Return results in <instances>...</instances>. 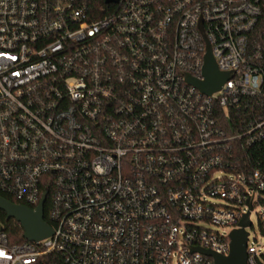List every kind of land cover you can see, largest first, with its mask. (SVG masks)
<instances>
[{"label":"built area","instance_id":"1","mask_svg":"<svg viewBox=\"0 0 264 264\" xmlns=\"http://www.w3.org/2000/svg\"><path fill=\"white\" fill-rule=\"evenodd\" d=\"M0 193L52 229L0 223V264H214L264 231V0H0Z\"/></svg>","mask_w":264,"mask_h":264},{"label":"water","instance_id":"2","mask_svg":"<svg viewBox=\"0 0 264 264\" xmlns=\"http://www.w3.org/2000/svg\"><path fill=\"white\" fill-rule=\"evenodd\" d=\"M110 2L112 0H104ZM229 73L218 70L210 47L207 44L203 56L202 79L187 77L188 82L196 86L202 93L210 94L218 90ZM46 193L43 194L40 203L34 208L25 204L14 203L0 195V210L4 211L7 218H14L23 228V235L27 240H38L52 234L50 225L44 219V201ZM250 225L249 211H247L239 223V227L233 229L230 234L228 255H220L210 249L199 248L198 250L213 258L214 264H246V243L248 232L246 227Z\"/></svg>","mask_w":264,"mask_h":264},{"label":"trees","instance_id":"3","mask_svg":"<svg viewBox=\"0 0 264 264\" xmlns=\"http://www.w3.org/2000/svg\"><path fill=\"white\" fill-rule=\"evenodd\" d=\"M97 3H102V0H95ZM3 197L9 199L12 202L16 201L11 197L0 193ZM48 198L44 204V219L48 221L47 218V206H48ZM0 223L2 224L4 230L7 232L9 242L11 243H19L25 241V237L23 235V228L21 224L16 221L14 218H7L4 211L0 210ZM45 264H63L62 259L59 255H48L45 258Z\"/></svg>","mask_w":264,"mask_h":264},{"label":"rangeland","instance_id":"4","mask_svg":"<svg viewBox=\"0 0 264 264\" xmlns=\"http://www.w3.org/2000/svg\"><path fill=\"white\" fill-rule=\"evenodd\" d=\"M208 200L212 202H218L217 199L211 197ZM250 221H251V225L245 228L246 231L248 232L247 244L255 246L258 253L264 254V231L261 228L259 219L255 214V212L250 213ZM207 226L212 228L213 230L223 233L231 229L230 227L217 228L212 225H207ZM173 264H176L174 259H173Z\"/></svg>","mask_w":264,"mask_h":264}]
</instances>
